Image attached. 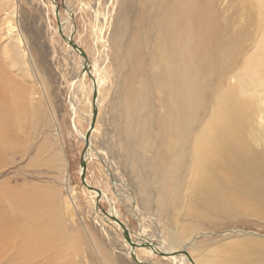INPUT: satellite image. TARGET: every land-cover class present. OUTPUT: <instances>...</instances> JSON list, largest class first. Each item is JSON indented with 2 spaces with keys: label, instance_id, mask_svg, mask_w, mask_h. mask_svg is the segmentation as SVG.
<instances>
[{
  "label": "rangeland",
  "instance_id": "1",
  "mask_svg": "<svg viewBox=\"0 0 264 264\" xmlns=\"http://www.w3.org/2000/svg\"><path fill=\"white\" fill-rule=\"evenodd\" d=\"M133 1L66 0L64 8L62 0H17L15 27V22L6 15L12 1L0 0V71L4 73L0 72V75L6 77L5 81L14 80V84L25 92L27 101L31 98L34 107L27 120L28 128H19L17 122L13 125L16 118L9 110L11 98L0 94V113L3 114H0V132L3 129L7 136L4 138L0 134V138L6 140V143L0 142V208L9 205L6 197L13 193L49 188L54 195L53 213L57 219L54 229L59 232L53 244L35 252L32 259L27 256L23 240L13 242L10 247L0 244L2 264H13L25 258L32 264H138L122 250L123 233L121 235L112 222L99 218L100 212H108L111 207L117 209L129 224L133 240L143 238L141 230L146 227V233L155 242L161 241L168 247L171 238L185 240L192 231L197 237L185 249L198 264L211 256L213 247L223 252L216 255L220 262L262 264L252 248L255 241L243 239L264 240V216L245 214L241 206L222 211L209 208L204 212V207L198 203L201 198L195 181H191L192 175L185 180H176V177L191 158L190 152L200 135L213 129L215 123L220 126L230 122L234 131L236 126L242 127L256 137L253 145L264 149V0H200L190 13L189 0H152L143 16L146 5L142 0ZM134 7L133 27L144 36L142 59L132 85L137 96H121L116 101L120 73L113 61L116 56L112 54L118 51L111 34L116 32L114 29L121 12L131 11ZM56 8H59L58 15ZM174 10L185 16L180 32L192 35L190 74L197 72L198 38L203 54L199 79L203 89L195 98L201 112L189 124L187 154L180 162L175 155L179 141L170 142L169 134L164 138L159 134L160 123L167 124L169 116L161 99L165 92L161 89L160 65L153 61L155 55L161 58L155 43L161 32L154 25L160 26ZM197 10L202 14L201 28L196 25ZM128 14L130 12L126 16ZM59 15L66 20L65 30L72 29L74 41L93 59L92 66H82L83 57L69 49L58 30ZM16 29L25 49V54L18 53L16 59L21 75L11 71L3 52V41ZM80 68L79 78L72 83L71 75ZM91 70H98L95 76V79L99 77L97 89L91 80ZM72 88L79 92L76 91V97L72 98L76 104L74 110L71 108ZM95 90L100 104L93 143L103 150L102 157L105 161L107 158L106 162L111 166L106 167L103 160L94 155L87 160L86 180L93 188L100 187L111 193V201L98 199L80 179V160L85 145L80 133H86L89 127L87 115L93 112ZM6 100L8 102H1ZM143 105H148L149 133L142 143V165L138 168L130 166L131 157L122 139L127 137L130 145L135 146L136 128H130L125 136L127 122L133 120ZM53 113L57 129L52 122ZM238 116L244 121L237 122ZM196 124L201 128L197 133L194 130ZM56 133H61V140ZM160 160L162 164H159ZM109 167L115 172L116 184L109 175ZM157 169L164 171V182L157 179L154 172ZM150 170H153L152 174ZM116 185L122 193L116 192ZM129 194L137 199L143 216L135 215L131 210L126 196ZM226 196L230 200L256 203L254 198L236 187L228 188ZM6 225L14 232L17 221L7 217ZM146 247V253L136 250L142 256H139L142 262L176 264L175 260L165 259L148 245ZM55 249L58 250L56 254Z\"/></svg>",
  "mask_w": 264,
  "mask_h": 264
},
{
  "label": "bare ground",
  "instance_id": "2",
  "mask_svg": "<svg viewBox=\"0 0 264 264\" xmlns=\"http://www.w3.org/2000/svg\"><path fill=\"white\" fill-rule=\"evenodd\" d=\"M10 1H12V7L6 10V15L11 21L15 22V27H17V0ZM142 1L146 5V8L142 11L141 14L143 16L145 11L150 7L152 0ZM199 2L200 0H189L188 12L190 13ZM122 7L124 6L122 5ZM135 11L136 10L134 7L131 8V11L130 9H125V11L121 12L120 19L118 20L114 29V32H116L115 34H111L112 41L114 39L113 45L116 46L118 51V53L116 52L115 54L113 52L112 55L116 56L113 61L115 62L116 71L120 73V79L118 81V84H116V101H119L121 96H126L128 98L137 96L135 88L132 85L137 74V65L142 59L144 36L136 27H133ZM127 12H130V14L126 16ZM184 17L185 16L183 12L179 14V10H174L170 13L166 20L160 24V26L159 24L154 25V28L161 32V37H158L155 42L160 52L161 58H158L157 55H155L153 61L154 64L160 65V76L163 80V82L161 83V89L162 93L165 92L164 97H161V99L165 107L167 108L166 112L169 116L167 124L163 122L160 123L159 134L162 138L169 134L170 142H175L176 140L179 141L180 146L177 148L175 153L178 162L184 159L187 154L189 124L192 123L195 115L201 112L198 101H196L195 98L196 94H199L203 89V85L199 84V79L201 77V60L203 55L202 44L200 38H198L199 43L197 44L195 53L196 60L198 62L197 72L195 74H190L192 35L191 33L188 35H183L180 32V29L183 25L182 20L184 19ZM58 18L61 21V30H63L65 40L67 41L72 34V29L70 28L69 30H65L67 29L65 27L66 20L60 17V15ZM139 25L142 26L141 24ZM196 25L198 28L202 27V14L200 10H197L196 13ZM22 42L23 41L21 39V34L17 29L14 31L12 36H10L9 38L6 37L3 41V52L5 57L7 58V61L12 67L11 71L14 70L20 75L21 72L19 71V65L17 66L16 59L18 53L25 54V49L21 44ZM68 46L71 51H75L71 45L68 44ZM83 52L85 53V56H83V54H80V56L83 57L81 65H85L86 67L92 66L93 59H91L90 55L85 51ZM94 69L96 70V68ZM92 70L91 80L94 82V88L97 89L99 88V84H97L99 77L95 79V76L97 75L98 70L96 72ZM7 72L8 70L5 71V74H7ZM80 72L81 68L77 70V72L74 71V74L71 75L72 83H74ZM84 76L82 77L84 78ZM5 79L6 77L3 78L0 75V94H2L4 97L11 98L9 110L15 114L16 118L13 122V125H15V122H17L16 126L19 128H23L27 125L30 111L32 112L34 110L33 104L30 101L31 98L27 101L28 98L26 97L25 92L20 90V87L14 84V80H12V82L8 80L5 81ZM2 80H4L6 84L3 83L4 81L2 82ZM72 89L73 93L71 97V108L74 110L76 109V104L72 101V98L76 97L75 93L77 91V88ZM167 92L169 94L168 99H166ZM95 93H97L96 90ZM1 102L5 103L8 101L6 100ZM98 103L100 104V98L97 96V107L99 106ZM6 105L8 104L6 103ZM0 114L3 115L2 113ZM52 116V122L55 123L57 129L58 124L55 120V114L53 113ZM91 118L92 113L87 115L88 125H90L91 123ZM236 121L243 122L244 118L238 116V120ZM148 124V105L141 106L134 114L133 120L127 122L128 130L126 131L125 136H128L130 128H136V136L134 137L135 146L130 145V141L127 137H124L122 139V143L125 145V147H128V149L126 150L127 154L131 157V159L129 160L130 166L139 168L142 165L140 154L143 140L146 134L149 133ZM7 125L10 126L9 124ZM12 128H14V126H12ZM26 128L28 127L26 126ZM194 130L195 133L201 130L200 125L197 126L196 124ZM95 132L96 130L91 134L90 147L85 151L84 157L87 161L88 159L93 158V156L96 155L103 160L102 162H104L106 167L111 166L110 162H106L107 158L106 161L105 158L103 159V150L101 151L99 149L100 147H95L93 143V135ZM0 134L4 138H7L3 129ZM85 134V132L80 133V136L84 140V142ZM53 135H55V133ZM3 137L0 138L1 143H4L6 141ZM56 137L58 138V140H61V133H56ZM254 140H256V137L251 136L240 126H236V131H234V125L230 122H225L220 126L215 123L213 129L200 135L195 147L190 152L191 158L187 161V164L182 167L176 177V180H185L186 178H189L190 175H192L191 181H195L196 191L198 193V196L201 198L198 203L201 204V207H204L202 208L204 212L209 208L214 209L215 211H222L229 207L241 206L244 209L245 214L253 215L256 213H260L259 215L262 218L264 216V149L255 147L253 145ZM160 157H163L162 153H160ZM55 161H57L56 157ZM60 162L63 163V160H60ZM159 164H162V160L159 161ZM133 171L135 172V169ZM108 172L110 177L113 179V184H116L115 172L111 169V167H109ZM154 172L155 175L158 176L157 179L159 181L161 180V182H164L166 180V176L163 170L157 169ZM149 173L152 174L153 170H150ZM86 182L88 183L87 180ZM165 185L166 183L163 186ZM91 187L92 189H89L96 193L98 199H108L111 201V198L109 197L111 196V193L100 187ZM232 187H236L240 190L241 193L248 195L250 198H254L256 200V203L239 202L236 200L228 199L226 196V191L228 188ZM127 188H129V186ZM115 190H117L116 192L122 193L117 185ZM145 191L146 193H149L147 189H145ZM126 196L130 201V208L133 213L135 215L137 213L138 215H141L142 210H140L141 208H138L139 205L136 202L137 199L135 198V196L133 194H129ZM6 201L9 205L7 207L0 208L1 245L10 247V244H13V242L23 240L27 249L25 250L27 251V256L32 259L35 252L41 250L44 246L49 247L53 244V242L57 239L59 232L54 229V225L56 224L55 222L57 219L53 213L54 195L51 189L48 188L42 190L41 187H38L35 189H31V191L23 192L20 194L13 193L12 195L6 197ZM158 210H160V208H158ZM98 215L101 220L102 218H105L108 221L112 222L113 226L117 231H120L118 232L121 233V235L122 233L123 235L125 233L123 227L119 225L121 222H123L127 231L130 230V226L127 221L122 219L123 216H121L119 214V211L113 207L110 208V211L105 213L100 212V214ZM148 215L152 216L150 214ZM7 217H14L17 221V227L14 232L10 229V227L6 225ZM146 218H148V216ZM156 228H159V226ZM145 229L143 227V229L141 230L143 232V238H139L138 240H133L131 238V232L129 236H127L128 238L124 235L126 240L122 236L123 242L121 241V243L123 246L121 247H123V249H120L126 251V254L130 257H135V261L138 264H148L144 261L143 263L139 258L140 255L136 253V250H141V252L146 253V245L149 246L148 248L151 247L156 254H163L161 255L163 258L170 259V261H172V259L175 260L176 264H198L196 259L193 258L191 254L187 252V250L185 253L179 252L181 249H185L186 246L192 243L193 240H195V238L197 237V235L193 234L192 231L191 234L189 233L190 235L185 240L171 238L168 247H164L163 244H161V241L155 242L154 239L146 233ZM243 240L255 241V244L252 246L253 251L259 258V261L261 260L262 264H264V240L260 238H252L250 240L246 237ZM112 241L114 242L115 239H113ZM131 242L134 243L135 246L131 245ZM114 247L118 248V246ZM221 248L224 249V246L221 245ZM57 252L58 250L55 249V254ZM222 253L223 252L220 248L213 247L211 256L203 260L202 264H226V262H220L216 259V255L218 257ZM122 255H124V253H122ZM54 260L55 262H58L57 259L54 258ZM37 263H39V261H37ZM0 264H2L1 260ZM13 264L32 263L31 261H29V259L25 258L15 261Z\"/></svg>",
  "mask_w": 264,
  "mask_h": 264
},
{
  "label": "water",
  "instance_id": "3",
  "mask_svg": "<svg viewBox=\"0 0 264 264\" xmlns=\"http://www.w3.org/2000/svg\"><path fill=\"white\" fill-rule=\"evenodd\" d=\"M65 1H66V0H62V6H63L64 8H66V7H65ZM58 9H59V8H56V14H57V15H58V13H59V10H58ZM60 25H61V21L59 20V21H58V27H59L58 30H59L61 36L63 37V39H65V36H64V34H63V30H61ZM73 37H74V36H73V33H72V34L70 35L69 39L67 40L68 44H70V45L72 46V48L75 50L76 53L78 52L79 55H80V54H83V56H85V53L83 52L82 48L79 47V45L77 44L76 41H74ZM83 71H84V70H83ZM96 99H97V93H93V108H94V109H93V112H92L91 123H90V125H89V127H88V129H87V131H86V134H85V145H84V149H83V151H82V156H81V160H80V167H81V169H82V171H81V173H80L81 183H82L84 186H86L87 188H91V189H92V187L86 182L87 161H86V159H85V157H84V154H85V151L90 147V137H91V134H92V132H93V130H94V128H95V122H96V119H97L98 111H97ZM119 225H120L121 227H123L124 232H125V233H124L125 237L129 236L130 232L126 230V228H125L123 222H121ZM126 232H127V234H126ZM128 232H129V233H128ZM127 238H128V237H127ZM131 245L135 246V244L132 243V242H131ZM179 252H181V253H185V252H186V249H181ZM179 252H178V253H179ZM161 255H163V254H161ZM133 259L136 260L135 257H133Z\"/></svg>",
  "mask_w": 264,
  "mask_h": 264
}]
</instances>
